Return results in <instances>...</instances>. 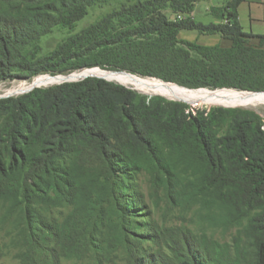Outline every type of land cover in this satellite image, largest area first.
Wrapping results in <instances>:
<instances>
[{"label":"trees","instance_id":"trees-1","mask_svg":"<svg viewBox=\"0 0 264 264\" xmlns=\"http://www.w3.org/2000/svg\"><path fill=\"white\" fill-rule=\"evenodd\" d=\"M112 1L0 0V83L104 67L116 58L122 59L121 70L192 90L264 91V35L245 32L239 21L240 6L250 0H229L216 16L223 22L209 24L190 17L205 0H120L42 55L44 36L57 27L74 30L91 8ZM167 12L186 18L171 19ZM183 31L220 36L231 45L180 40ZM156 64L161 68L153 70ZM49 87L0 100V200L19 210L32 233L39 231L35 205L76 200L83 211L89 200L94 204L108 191L114 195L139 158L161 172L159 155L190 145L203 155L221 194L223 220L249 217L246 233L255 256L245 264H264V129L257 115L243 118L237 109H220L218 121L233 120L216 135L212 121L194 115L189 104L157 103L115 82L86 78Z\"/></svg>","mask_w":264,"mask_h":264},{"label":"rangeland","instance_id":"rangeland-1","mask_svg":"<svg viewBox=\"0 0 264 264\" xmlns=\"http://www.w3.org/2000/svg\"><path fill=\"white\" fill-rule=\"evenodd\" d=\"M122 1L133 4L139 0ZM119 2L120 0H114L107 8H91L89 14L72 31L55 28L41 40L42 55L54 51L66 37L76 35L94 24ZM229 2L201 1L190 17L204 24L223 22L216 16L227 8ZM238 13L244 31L264 34V3L248 1L241 5ZM167 14L171 19H178L170 12ZM183 18L186 17L181 16ZM179 39L208 46L231 45L220 36L201 35L196 31H183L179 34ZM121 60L114 58L104 67L94 66L67 74H46L32 80L1 82L0 100L23 96L32 88H50L49 86H56L65 80H76L83 76L80 72L97 68L127 72L115 75L112 81L131 88L133 87L121 82L119 76L154 80L189 89L188 91L197 94L204 91L233 90L244 94L264 95V91L234 88L190 90L175 82L121 70ZM123 62L130 64L132 59ZM139 66L142 67V64ZM160 68L156 64L153 70ZM70 74L73 75L66 76ZM8 94L13 95L6 97ZM148 96L157 98V103L159 99H172L170 101L190 104L194 115L204 114L212 121V133L216 135H221L233 120L223 118L218 121L215 114L220 109H237L243 118L255 114L263 123L264 129V99L255 100L250 105L223 106L168 98L158 93ZM159 158L161 172H157L148 160L139 158L129 179L120 185L114 195L108 191L105 197L100 201L96 200L94 204L89 200L83 211L78 208L76 200L75 203L71 200L56 207L35 205L39 228L36 233L31 232L33 225L28 228L27 220L19 210H13L10 202L0 200V264H184L198 261L206 264H245L253 260L255 252L246 233L249 217L240 223L223 220L218 197L221 194L210 179L203 155L192 146L183 145L176 150H165ZM119 180L121 181V177L117 175L115 182L119 183Z\"/></svg>","mask_w":264,"mask_h":264},{"label":"bare ground","instance_id":"bare-ground-1","mask_svg":"<svg viewBox=\"0 0 264 264\" xmlns=\"http://www.w3.org/2000/svg\"><path fill=\"white\" fill-rule=\"evenodd\" d=\"M85 74L92 76H96V75L104 76L110 78L111 80H114L115 75H120V74L108 73V71L98 70V69H92ZM119 80L129 86H132L133 88L137 89L138 91L144 94L149 95V94L158 93L168 98H182L185 100L200 102L206 105L244 106V105L252 104L255 100L264 99V95L244 94V93H238L233 90H218L214 92L204 91L197 94L185 89L178 88L173 85H169L149 79H141L129 75L119 76Z\"/></svg>","mask_w":264,"mask_h":264},{"label":"water","instance_id":"water-1","mask_svg":"<svg viewBox=\"0 0 264 264\" xmlns=\"http://www.w3.org/2000/svg\"><path fill=\"white\" fill-rule=\"evenodd\" d=\"M90 70H92V69H87V70H84V71H82V72H80L79 74L80 75H86L85 73H87L88 71H90ZM108 73H115V74H122V73H124V74H126L127 72H113V71H108ZM73 74H70V75H66L67 77H70V76H72ZM55 77H60V76H55ZM86 78H100V79H104V80H107V81H110V82H114V81H112V80H109L108 78H105V77H97V76H92V75H86V76H82L81 78H79V79H76V80H65V81H63L62 83H60V84H64V83H73V82H79V81H83V80H85ZM115 83H117V82H115ZM59 84V85H60ZM118 84H120V83H118ZM122 85V84H121ZM126 87H128V86H126ZM128 88H130V89H132V90H135L134 88H131V87H128ZM34 89H36V88H32V89H30V90H27L25 93H29V92H31V91H33ZM187 90H189V89H187ZM191 90V89H190ZM197 90H203V89H197ZM209 90V89H208ZM25 93H23V94H25ZM140 93V92H139ZM13 94H8L6 97H8V96H12ZM146 95V94H145ZM148 96V95H147ZM150 97V96H149ZM186 104H188V103H186ZM190 105V104H189Z\"/></svg>","mask_w":264,"mask_h":264},{"label":"crops","instance_id":"crops-1","mask_svg":"<svg viewBox=\"0 0 264 264\" xmlns=\"http://www.w3.org/2000/svg\"><path fill=\"white\" fill-rule=\"evenodd\" d=\"M250 3H259V4H261V2H257V1H253V0H250L249 1ZM241 7V6H240ZM239 21H240V23H241V25H242V21H241V19H240V17H239ZM246 32V31H245ZM253 34H256V35H264V34H258V33H253Z\"/></svg>","mask_w":264,"mask_h":264},{"label":"built area","instance_id":"built-area-1","mask_svg":"<svg viewBox=\"0 0 264 264\" xmlns=\"http://www.w3.org/2000/svg\"><path fill=\"white\" fill-rule=\"evenodd\" d=\"M258 1L264 3V0H258ZM178 19H181V16H179Z\"/></svg>","mask_w":264,"mask_h":264}]
</instances>
